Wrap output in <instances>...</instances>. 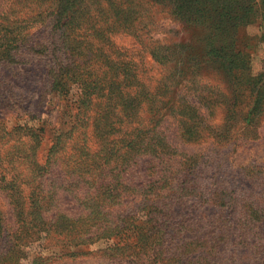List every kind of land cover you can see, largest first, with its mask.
I'll list each match as a JSON object with an SVG mask.
<instances>
[{
	"label": "rangeland",
	"instance_id": "374dc122",
	"mask_svg": "<svg viewBox=\"0 0 264 264\" xmlns=\"http://www.w3.org/2000/svg\"><path fill=\"white\" fill-rule=\"evenodd\" d=\"M59 1L0 0V21L19 34L15 43L0 42L3 158L10 162L19 147L16 140L5 137L17 126L43 129L38 132L42 166L53 147H64L58 155L62 165L51 172L46 187L35 183V191L26 190L29 204L18 212H25L27 223L16 224L18 212L1 190L8 181L0 185L5 217L0 243L13 236L23 244L12 256L13 264H264V17L246 28H234L209 1L198 5L196 21L186 23L175 13L188 10V5L174 0H70L79 10L74 13L77 17L66 19L74 21V28L82 20L92 26L77 31L87 34L78 36L84 43L76 49V64L100 69L105 76L109 64H116L117 70L122 66L118 52L127 53L125 61H132L137 70L133 96L141 92L139 82L147 85L150 95L139 106H143L140 116L147 110L150 114L139 122L152 130L147 136H152L153 144L176 149L170 156L137 155L125 169L121 161L114 162L117 175L128 170L129 182L149 195L115 190L114 197L119 193L111 201L115 203H104L98 209L102 213L91 216L82 205L90 186L71 173L80 171L74 165L82 157L74 141L63 138L75 131L76 115L84 110L83 95L73 83L65 94L52 90L57 79L51 70L62 59L70 60L64 47L55 52L71 31L66 20L55 19L54 3ZM261 2L256 0L259 5L253 11L264 14ZM82 4L88 9L81 10ZM123 11L129 16L127 31ZM222 21H228L225 33L219 28ZM98 27L106 36L110 33L111 42L98 39L105 36L97 38L92 28ZM244 34L254 39L256 49L244 51L237 42L223 52L226 58L218 57L221 47L229 48ZM52 35L44 51L42 44ZM226 36L231 37L224 43ZM148 49L154 50L153 55ZM234 61L239 68H231ZM83 71L79 82L87 88L89 71ZM116 79L121 82L122 76ZM81 120L86 124L83 136L90 140L83 143L96 150L98 121ZM22 143L27 144L26 137ZM187 157L189 162L183 164ZM2 177L0 170V181ZM171 182L177 184L167 185ZM163 183L167 186L161 187ZM101 186L94 188L96 195L104 191ZM118 217L123 222L118 223ZM117 223H122L119 233L110 232Z\"/></svg>",
	"mask_w": 264,
	"mask_h": 264
},
{
	"label": "trees",
	"instance_id": "16d2710c",
	"mask_svg": "<svg viewBox=\"0 0 264 264\" xmlns=\"http://www.w3.org/2000/svg\"><path fill=\"white\" fill-rule=\"evenodd\" d=\"M174 1L175 3H177V5H188V10H184V8H181L175 13L180 20L186 23L191 22V20L196 21V17L198 14L196 12V9L198 5H200L201 2L204 1L213 3L215 8L217 10H220L219 12L225 14V17L230 18L229 22L231 24L229 27L234 26V28H246L247 26L252 25L254 23L253 21L256 18H259V16L264 17V14L258 13L255 10L253 11V9H255V7L259 5L258 3H256V0H252L253 2L251 5H248L245 0ZM194 3H197V5L194 6ZM261 5L264 7V0H262ZM80 7L83 11H85V9H88L85 4H82ZM133 7L134 4L132 3V8ZM114 8H118V6L115 4ZM50 9H53L52 6H50ZM78 10V5H75V2H72L70 0H60L58 3H54V11L57 15L55 16V19L60 20V22L66 20L71 29V31L69 32V36L61 39L62 44L55 52L60 51V49L64 47V50H68L69 52L68 59L70 60H66L65 58L62 59L57 67L51 70L50 75H53L54 78L56 77L57 79L55 85L52 84V90L57 91L58 93L65 94L67 89H69V83H73L77 85V88L79 87L78 89L81 90L80 93L83 95L80 104L82 105L84 110H81L76 115L78 121L74 126L75 131H73V133L70 135H63V138L69 140L68 142L74 141V144L76 146L75 150L79 151V154L82 157L80 159V163L77 162L74 165V168L80 171H78L77 173H71L77 175V178L81 180L80 183L90 186V190H88L87 192L88 199L84 200L85 202H83L82 205L91 211L92 216L95 213H102L99 212L98 209L104 208V203H115L111 202L113 199L119 196V193H117L116 197H114L115 190H118V192L122 188H125V192H140L141 190L138 186L131 184L127 179L129 175L128 170H126V172L122 175H117L113 167L114 162L121 161V167H124L125 169V167H127L128 165L134 163V157L137 155H140L142 157L154 158L159 157V155L170 156L175 154L176 149L170 146V151L168 149L164 150L165 147H160L158 142L153 144V142L151 141L152 136H147L148 132L150 134H153V132L151 133L152 130H150L148 127L143 126L142 122H139V118L140 120L143 119L145 121L144 118L150 114V111L147 110V114H145L144 116H140V112L143 107L142 105L145 99L150 97V95L147 85H142L139 82L138 87L141 92L140 94H137V97L133 96L131 86L134 85L137 81V75L135 74L137 70L132 66V64H134L132 61L130 63L125 61V59L128 58L126 56L128 55L127 53H124L122 51L118 52L119 58L123 59V61L121 62L122 66H118L117 70L116 64H109L105 76L100 75V69H93L89 65L78 66L76 64L75 59H78V55H75L76 49L79 45L84 43V40H82L78 36H85V34H87L85 32L92 27L87 21L82 20L84 22L74 28V21L66 19L77 17V15H74V13H78ZM122 13L123 14H120L122 15L121 19H123L124 29L127 31V29H130L128 24L129 16L124 15V11ZM90 23L94 25V22L90 21ZM227 23L228 21H222L219 28L223 29V26H227ZM82 28L85 32H77L78 29ZM92 29H95L97 38L100 36H105V40L98 38L101 42H105L106 44L111 42L110 39H108L110 33L106 36V34H104L105 30H103L102 27H98V29ZM223 31L225 33L227 32V29L225 28L223 29ZM65 34L67 33L65 32ZM18 35L19 34H16L14 29H11L10 24L4 21H0V42L6 41L13 43ZM53 36L54 35L49 37V39L46 40L45 44H42V48L44 51H48L49 43L52 41L51 38ZM230 37L231 36H226L224 43L227 42V39ZM263 40L264 39H262V42ZM21 41L24 43L25 40L22 39ZM58 41V39L55 40L52 43V46L54 47ZM237 42L240 44V49L242 48L244 49V51H249L250 49L257 48L254 43V39L249 35L244 34L237 41L234 40L233 44H231L229 48L221 47V49H219L218 51V57L226 58L227 56L223 52L233 49L235 43ZM95 46L99 47L102 50L105 49V47L102 48L99 43H97ZM21 47H18L16 49H20ZM29 49L31 51H35V48L30 47ZM153 51L152 49H148V52L150 54L152 53V55L154 53ZM240 51L243 53V50ZM83 52H85V50H83ZM88 52L89 50L87 51V53ZM241 52L239 53V55H242ZM7 57L10 59L11 55L7 54ZM239 67L240 63H236L235 61L232 62V69ZM84 69H87L89 71L87 74L89 78V87L87 88L81 86V83L79 82V78L84 75ZM110 75L112 79H110ZM119 75L120 77L122 76L121 82H117L116 79V77ZM109 81H112L111 83H113L114 87L112 86V84H110ZM140 104L142 105L139 108ZM16 107L18 109L22 108L19 105H16ZM82 118L87 120V122L89 123L92 122L91 119L94 118L98 121V124H95V137L97 138L96 144L98 145V148L96 150H90V148L83 143L90 140L88 138L85 139L83 136L82 130H84L86 124H82ZM38 132H43V129H28L17 126L11 133L5 134L6 138H9L10 140H16L18 143L17 145L19 146L18 148H16V150H14L12 154L13 157H10V162H6L4 160L3 154L0 151V170L4 175V177H2L0 181V185L8 181L7 186H1V190L2 192L6 193L5 195L9 201V204L13 206L14 212H18V209L29 204L30 195L26 193V190H31L32 192L35 191V183L46 187V184L48 183V177L51 175V172L62 165V160L58 158V155L64 151V147L60 148V145L56 148L53 147L50 150L48 161L44 166L41 165V161L38 158V151L41 145L42 136L39 135ZM25 137L27 139V144L22 143V140ZM79 140H82V143ZM166 147L168 146L166 145ZM180 154H183L184 157L188 156L184 153ZM187 158L188 159L183 164L188 163L189 158L191 157ZM103 160H105V162ZM181 171L182 169H178L177 172L180 173ZM178 180L179 179H176L175 181L177 182ZM174 183L175 182H171V184L167 183V185H172ZM96 185H102L101 188L104 191L101 193V195H96V190L94 191ZM167 185L163 183L161 184V187H165ZM142 194H147L148 196L149 191L146 190L145 192H142ZM144 202L151 204L152 200L146 199ZM43 206L41 205L38 208L42 209ZM21 211L17 213L16 224H22L23 222L27 223V221H23L25 219V212ZM4 219L5 217L3 216V214H1L0 210L1 231L5 223ZM117 222L119 223L123 221H121V219L118 217ZM118 223L115 224V227L110 229V232L113 231L119 233L117 232V229L121 228L122 223L120 225ZM21 224L19 225L21 226ZM2 237L3 235L1 233L0 238ZM22 245L23 244L20 243V240H16L13 236H11L10 239H5L3 243H0V264H13L12 256H14L15 252L18 253L22 250ZM2 250L4 251L2 252Z\"/></svg>",
	"mask_w": 264,
	"mask_h": 264
}]
</instances>
